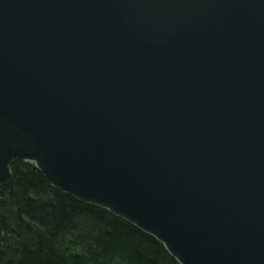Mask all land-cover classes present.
<instances>
[{
	"label": "water",
	"instance_id": "obj_1",
	"mask_svg": "<svg viewBox=\"0 0 264 264\" xmlns=\"http://www.w3.org/2000/svg\"><path fill=\"white\" fill-rule=\"evenodd\" d=\"M15 160L179 264H264V0H0Z\"/></svg>",
	"mask_w": 264,
	"mask_h": 264
},
{
	"label": "trees",
	"instance_id": "obj_2",
	"mask_svg": "<svg viewBox=\"0 0 264 264\" xmlns=\"http://www.w3.org/2000/svg\"><path fill=\"white\" fill-rule=\"evenodd\" d=\"M0 186V264H179L153 236L52 187L30 162Z\"/></svg>",
	"mask_w": 264,
	"mask_h": 264
}]
</instances>
